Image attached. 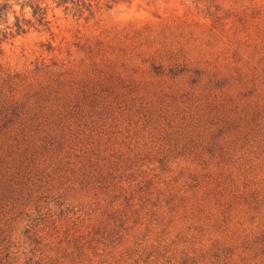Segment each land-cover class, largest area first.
I'll return each mask as SVG.
<instances>
[{
    "label": "rangeland",
    "instance_id": "374dc122",
    "mask_svg": "<svg viewBox=\"0 0 264 264\" xmlns=\"http://www.w3.org/2000/svg\"><path fill=\"white\" fill-rule=\"evenodd\" d=\"M87 2L0 43V264H264V0Z\"/></svg>",
    "mask_w": 264,
    "mask_h": 264
},
{
    "label": "trees",
    "instance_id": "16d2710c",
    "mask_svg": "<svg viewBox=\"0 0 264 264\" xmlns=\"http://www.w3.org/2000/svg\"><path fill=\"white\" fill-rule=\"evenodd\" d=\"M64 6L65 9L70 5L74 12L89 10L90 2L87 0H1L0 2V43L16 35L25 33L26 30L34 26H46L47 10L49 4ZM14 5H19L23 10L29 8L30 16L25 14L17 15ZM9 13L13 14V22L8 23Z\"/></svg>",
    "mask_w": 264,
    "mask_h": 264
}]
</instances>
